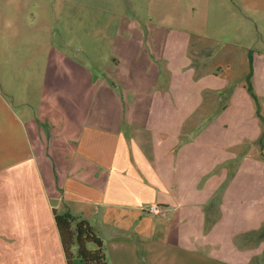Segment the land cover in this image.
<instances>
[{
  "label": "crops",
  "instance_id": "1",
  "mask_svg": "<svg viewBox=\"0 0 264 264\" xmlns=\"http://www.w3.org/2000/svg\"><path fill=\"white\" fill-rule=\"evenodd\" d=\"M245 3L258 25L264 0ZM26 48L18 35L0 42V264H68L56 215L85 220L106 264H264V239L251 240L264 227L262 127L241 88L226 109L184 121L197 100L182 101L171 73L158 100L182 101L173 120L157 101L148 118L105 115L100 91L113 97L112 86L83 50ZM254 60L251 84L264 91V52Z\"/></svg>",
  "mask_w": 264,
  "mask_h": 264
},
{
  "label": "rangeland",
  "instance_id": "2",
  "mask_svg": "<svg viewBox=\"0 0 264 264\" xmlns=\"http://www.w3.org/2000/svg\"><path fill=\"white\" fill-rule=\"evenodd\" d=\"M245 5V0H0V42L18 35L25 52L31 41L49 39L58 48L69 42L71 55L83 50L96 79L112 86L113 97L100 91L98 108L105 115L148 118L157 101L165 105L157 107V115L173 120L178 102L197 100L182 110L186 121L191 113L226 109L241 88L262 127L257 144L264 162V91L254 89L258 115L247 86L253 70L261 71L254 57L264 52V16L256 15L259 24H254ZM171 73L182 78V101L161 102L158 96L167 93ZM219 98L214 108L207 102ZM200 99L206 102L198 104ZM110 102L120 105L111 108ZM257 238L264 239L255 235L252 242Z\"/></svg>",
  "mask_w": 264,
  "mask_h": 264
},
{
  "label": "trees",
  "instance_id": "3",
  "mask_svg": "<svg viewBox=\"0 0 264 264\" xmlns=\"http://www.w3.org/2000/svg\"><path fill=\"white\" fill-rule=\"evenodd\" d=\"M251 77L252 74L248 79ZM247 86L257 101V113L260 115L259 100L250 81ZM55 218L68 264H106L103 243L85 220L69 215H56ZM261 235L264 238V228ZM89 244H95L97 249L89 250Z\"/></svg>",
  "mask_w": 264,
  "mask_h": 264
},
{
  "label": "built area",
  "instance_id": "4",
  "mask_svg": "<svg viewBox=\"0 0 264 264\" xmlns=\"http://www.w3.org/2000/svg\"><path fill=\"white\" fill-rule=\"evenodd\" d=\"M148 213L155 216H163L166 213V210L160 205L153 204L147 209Z\"/></svg>",
  "mask_w": 264,
  "mask_h": 264
}]
</instances>
